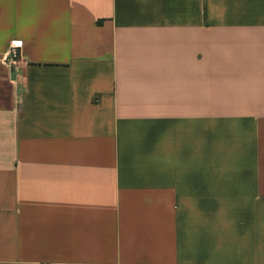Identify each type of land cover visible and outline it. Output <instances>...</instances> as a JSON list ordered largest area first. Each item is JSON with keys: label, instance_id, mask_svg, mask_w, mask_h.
Instances as JSON below:
<instances>
[{"label": "crops", "instance_id": "crops-1", "mask_svg": "<svg viewBox=\"0 0 264 264\" xmlns=\"http://www.w3.org/2000/svg\"><path fill=\"white\" fill-rule=\"evenodd\" d=\"M0 264H264V0H0Z\"/></svg>", "mask_w": 264, "mask_h": 264}, {"label": "built area", "instance_id": "built-area-1", "mask_svg": "<svg viewBox=\"0 0 264 264\" xmlns=\"http://www.w3.org/2000/svg\"><path fill=\"white\" fill-rule=\"evenodd\" d=\"M21 42L15 41L12 42L6 52V62H9L13 65L19 58V50L21 47Z\"/></svg>", "mask_w": 264, "mask_h": 264}]
</instances>
